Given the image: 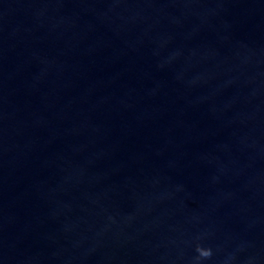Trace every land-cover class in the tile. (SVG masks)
Listing matches in <instances>:
<instances>
[{
    "label": "water",
    "instance_id": "obj_1",
    "mask_svg": "<svg viewBox=\"0 0 264 264\" xmlns=\"http://www.w3.org/2000/svg\"><path fill=\"white\" fill-rule=\"evenodd\" d=\"M0 264H264V0H0Z\"/></svg>",
    "mask_w": 264,
    "mask_h": 264
},
{
    "label": "clouds",
    "instance_id": "obj_2",
    "mask_svg": "<svg viewBox=\"0 0 264 264\" xmlns=\"http://www.w3.org/2000/svg\"><path fill=\"white\" fill-rule=\"evenodd\" d=\"M205 255H208V253L206 252Z\"/></svg>",
    "mask_w": 264,
    "mask_h": 264
}]
</instances>
